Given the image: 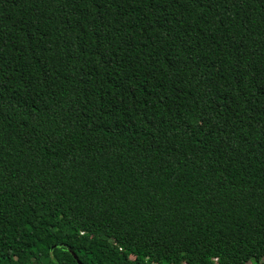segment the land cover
Here are the masks:
<instances>
[{"label":"trees","instance_id":"trees-1","mask_svg":"<svg viewBox=\"0 0 264 264\" xmlns=\"http://www.w3.org/2000/svg\"><path fill=\"white\" fill-rule=\"evenodd\" d=\"M77 262L264 264V0H0V264Z\"/></svg>","mask_w":264,"mask_h":264},{"label":"water","instance_id":"water-1","mask_svg":"<svg viewBox=\"0 0 264 264\" xmlns=\"http://www.w3.org/2000/svg\"><path fill=\"white\" fill-rule=\"evenodd\" d=\"M68 251H69V250H68ZM69 252H70V251H69ZM70 254H71L72 258H73L75 261H77L75 255H74L73 253H71V252H70ZM77 263H78V262H77ZM78 264H79V263H78Z\"/></svg>","mask_w":264,"mask_h":264},{"label":"built area","instance_id":"built-area-1","mask_svg":"<svg viewBox=\"0 0 264 264\" xmlns=\"http://www.w3.org/2000/svg\"><path fill=\"white\" fill-rule=\"evenodd\" d=\"M214 262H216V259H213ZM182 264H185V263H182Z\"/></svg>","mask_w":264,"mask_h":264}]
</instances>
